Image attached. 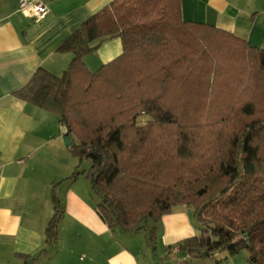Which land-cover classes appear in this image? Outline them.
I'll list each match as a JSON object with an SVG mask.
<instances>
[{
	"label": "trees",
	"instance_id": "trees-1",
	"mask_svg": "<svg viewBox=\"0 0 264 264\" xmlns=\"http://www.w3.org/2000/svg\"><path fill=\"white\" fill-rule=\"evenodd\" d=\"M114 37L121 53L90 71L82 57ZM57 50L73 54L63 72L38 67L14 95L59 117L108 228L134 234L184 204L200 229L178 250L264 264V47L184 20L180 0H113ZM51 200L45 246L22 264L58 238Z\"/></svg>",
	"mask_w": 264,
	"mask_h": 264
},
{
	"label": "crops",
	"instance_id": "crops-1",
	"mask_svg": "<svg viewBox=\"0 0 264 264\" xmlns=\"http://www.w3.org/2000/svg\"><path fill=\"white\" fill-rule=\"evenodd\" d=\"M19 1L0 0V264H22L20 255L36 256L44 248L52 191L63 206L58 238L35 264H250L247 255L239 253L200 259L178 250L176 243L199 233L193 209L184 204L134 234L108 228L96 211L98 197L86 180L77 181L84 174L66 180L77 160L64 144L59 117L14 92L38 67L60 75L73 54L59 52L58 46L113 0H41L48 13L39 22L17 12ZM180 9L184 20L212 25L264 47V0H180ZM121 51V40L114 37L82 61L94 71Z\"/></svg>",
	"mask_w": 264,
	"mask_h": 264
},
{
	"label": "built area",
	"instance_id": "built-area-1",
	"mask_svg": "<svg viewBox=\"0 0 264 264\" xmlns=\"http://www.w3.org/2000/svg\"><path fill=\"white\" fill-rule=\"evenodd\" d=\"M17 12L29 15L35 22H39L48 13V8L41 0H20L17 6ZM63 129L66 132L65 126H63Z\"/></svg>",
	"mask_w": 264,
	"mask_h": 264
},
{
	"label": "rangeland",
	"instance_id": "rangeland-1",
	"mask_svg": "<svg viewBox=\"0 0 264 264\" xmlns=\"http://www.w3.org/2000/svg\"><path fill=\"white\" fill-rule=\"evenodd\" d=\"M147 120V117H141V118H139V120H138V122L140 123V124H142V123H144L145 121ZM65 144V143H64ZM71 154V153H70ZM76 160H77V167H76V169L77 170H79V171H81V172H83L82 170L83 169H85V170H87L88 168H89V166H90V162L88 161V160H82L81 162H79L78 161V158H76ZM80 174H84V173H80ZM84 177V179H79V180H77L78 181V183L79 182H84V180H86L85 179V175H83ZM81 180V181H80ZM83 180V181H82ZM86 183H87V186L89 187V183L86 181ZM51 198H52V193H51ZM52 201V200H51ZM53 206V205H52ZM51 216V215H50ZM50 216H48V219H49V217ZM193 223H194V225L196 226V228L199 230L200 229V226L198 225V223L196 222V220L193 218ZM217 254H220V253H217ZM243 255H247V251L245 250V249H242L240 252H239V256L240 257H242ZM158 263V262H157Z\"/></svg>",
	"mask_w": 264,
	"mask_h": 264
},
{
	"label": "water",
	"instance_id": "water-1",
	"mask_svg": "<svg viewBox=\"0 0 264 264\" xmlns=\"http://www.w3.org/2000/svg\"><path fill=\"white\" fill-rule=\"evenodd\" d=\"M65 135H64V143L65 145L69 146L71 144V139L69 137V135L67 134V132H64Z\"/></svg>",
	"mask_w": 264,
	"mask_h": 264
}]
</instances>
